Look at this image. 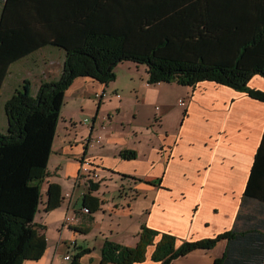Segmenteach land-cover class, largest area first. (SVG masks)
<instances>
[{"label": "crops", "instance_id": "crops-1", "mask_svg": "<svg viewBox=\"0 0 264 264\" xmlns=\"http://www.w3.org/2000/svg\"><path fill=\"white\" fill-rule=\"evenodd\" d=\"M3 5L0 0V16ZM44 49H57L64 59L40 53ZM38 53L41 57H35ZM65 59L64 48L45 45L14 61L0 97L8 82L13 94L26 80L35 96L43 81L62 76ZM115 72L110 83L76 77L65 92L34 217L47 246L43 256L23 264H70L72 258L66 256L83 250L81 264H101L106 240L136 247L143 225L175 236L178 245L214 238L237 225L245 236L234 256L242 250L249 259L264 262V203L248 199L243 205L264 137L263 101L215 81L194 87L150 84L147 66L133 61L118 63ZM254 77L250 86L264 90L263 76ZM3 121L0 132L5 133V110ZM98 134L104 139L89 146L88 140ZM124 151L136 156L123 158ZM86 159L101 178L93 190L80 177ZM52 183L60 185L62 200L46 210ZM226 248L227 240L221 239L213 249L192 250L170 264H215ZM154 249L150 245L146 259L134 264H161L152 259Z\"/></svg>", "mask_w": 264, "mask_h": 264}, {"label": "trees", "instance_id": "trees-1", "mask_svg": "<svg viewBox=\"0 0 264 264\" xmlns=\"http://www.w3.org/2000/svg\"><path fill=\"white\" fill-rule=\"evenodd\" d=\"M3 1L0 90L10 65L45 45L64 48L66 59L59 79L43 81L35 96L26 80L4 106L8 127L0 132V264H23L44 255L47 242L37 233L34 217L65 92L76 77L110 83L118 63L133 61L147 66L150 84L194 87L215 81L264 102L263 90L248 86L254 76L264 78V0ZM135 156L134 151L122 153L126 159ZM48 195L46 210L61 204L60 185L49 184ZM248 199L264 203V137L243 205ZM244 236L235 225L214 238L178 245L175 236L143 225L136 247L106 240L101 264L143 262L150 245L155 246L154 261L170 264L192 250L213 249L221 239L227 248L215 264H264L242 250L234 256ZM85 251L70 264H81Z\"/></svg>", "mask_w": 264, "mask_h": 264}, {"label": "built area", "instance_id": "built-area-1", "mask_svg": "<svg viewBox=\"0 0 264 264\" xmlns=\"http://www.w3.org/2000/svg\"><path fill=\"white\" fill-rule=\"evenodd\" d=\"M105 95H106V92L101 93V94H97L96 98L100 99L101 97H104ZM179 103L181 105H185V100L184 99H179ZM85 122H86L85 124H89L90 120L86 119ZM102 139H104V135L103 134H98L95 137L91 136V138L88 140V145L94 147L96 144L101 143ZM80 177L83 178L90 185H92L94 183H98V181L101 179L99 172L96 171L93 163L89 159H86L84 161V164L82 165V170H81ZM67 196H70V194H68ZM83 210L85 212L89 211L88 208H84ZM67 219H71V217H68ZM71 258L72 257L70 255L66 256V259H71Z\"/></svg>", "mask_w": 264, "mask_h": 264}, {"label": "rangeland", "instance_id": "rangeland-1", "mask_svg": "<svg viewBox=\"0 0 264 264\" xmlns=\"http://www.w3.org/2000/svg\"><path fill=\"white\" fill-rule=\"evenodd\" d=\"M52 51V52H51ZM47 53V54H49V53H51V55L54 57V58H56V59H59V62L61 61V60H63L64 59V56H63V53L61 52V51H59V50H57V49H51V50H48V49H44L43 50V52L41 51L40 53ZM51 55H48L49 57L51 56ZM41 57V54H37L35 57ZM24 62H26V61H22V63H24ZM14 75V74H13ZM254 78L255 77H253L252 78V80L249 82V84H248V86L250 87V88H252V86H250V83L254 80ZM8 85H9V82H8ZM8 85H6V90H3V94H2V97H0V115H1V117H0V125H3L4 124V121H3V114H4V110H3V108H4V102H5V99L7 98V97H9L10 95L9 94H12V93H9V92H11L10 90L12 89L11 87H9ZM257 89V88H256ZM259 90H261V89H259ZM263 90V89H262ZM179 91H180V89H179ZM263 92H264V90H263ZM13 95V94H12ZM177 95V93L173 96V97H175ZM259 100V99H258ZM260 101H263V100H260ZM264 103V102H263ZM76 255H77V253H76ZM71 263V262H70Z\"/></svg>", "mask_w": 264, "mask_h": 264}]
</instances>
